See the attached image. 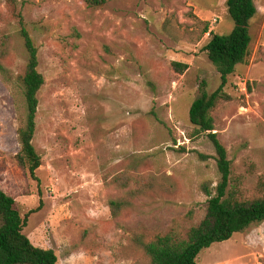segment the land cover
<instances>
[{
  "label": "rangeland",
  "instance_id": "obj_1",
  "mask_svg": "<svg viewBox=\"0 0 264 264\" xmlns=\"http://www.w3.org/2000/svg\"><path fill=\"white\" fill-rule=\"evenodd\" d=\"M225 3L108 0L90 8L85 0H19L14 10L0 2V189L22 218L36 210L23 234L52 250L56 264H151L139 241L186 239L204 219L203 189L213 191L220 175L188 111L202 83L209 94L220 86L202 48L209 32L232 30ZM254 4L249 55L227 77L228 99L210 114L230 162L226 191L239 200L264 195V0ZM18 11L44 78L35 179L16 159L27 64ZM113 200L129 204L115 218ZM195 262L264 264V223L202 250Z\"/></svg>",
  "mask_w": 264,
  "mask_h": 264
},
{
  "label": "trees",
  "instance_id": "obj_2",
  "mask_svg": "<svg viewBox=\"0 0 264 264\" xmlns=\"http://www.w3.org/2000/svg\"><path fill=\"white\" fill-rule=\"evenodd\" d=\"M8 7L17 10L19 0H0ZM108 0H85L90 8L103 7ZM226 9L233 23L228 34L209 32V41L202 48L207 59L213 65L220 77V86L212 93H207L205 84L200 86L201 94L190 105L188 111L189 123L200 134H204L211 143L220 180L213 191L204 187L207 196V207L204 219L191 228L186 239L173 235L156 237L154 240L140 242L144 253L150 258L151 264H196L199 253L216 243L226 242L235 234L243 233L250 227L264 223V195L252 200H239L235 192L226 191L230 181V162L224 147L214 133V122L211 112L223 100H227L223 88L236 66L245 62L249 55L251 44L250 21L257 10L254 0H226ZM18 36L22 39L27 54V64L20 87L25 104V123L18 130L20 151L16 157L17 164L23 173L35 179V172L41 166L40 156L33 146L36 128V113L38 108V92L44 85L43 76L37 71V48L29 35L23 17L18 11ZM208 25L204 29L207 33ZM6 42L0 41V58L5 54ZM179 72L187 66L174 62L172 64ZM4 72L0 64V73ZM204 158L203 156H201ZM112 217H117L122 208L129 206L122 200L109 202ZM36 210L29 211L23 218L16 210L15 200L0 189V264H56L57 257L50 249L32 245L23 234L28 217Z\"/></svg>",
  "mask_w": 264,
  "mask_h": 264
}]
</instances>
